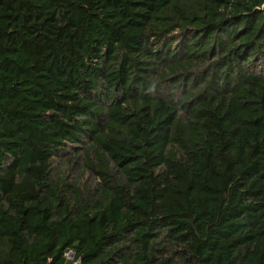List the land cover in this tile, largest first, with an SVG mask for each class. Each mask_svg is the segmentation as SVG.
<instances>
[{
	"label": "trees",
	"instance_id": "16d2710c",
	"mask_svg": "<svg viewBox=\"0 0 264 264\" xmlns=\"http://www.w3.org/2000/svg\"><path fill=\"white\" fill-rule=\"evenodd\" d=\"M0 264H264V0H0Z\"/></svg>",
	"mask_w": 264,
	"mask_h": 264
},
{
	"label": "rangeland",
	"instance_id": "374dc122",
	"mask_svg": "<svg viewBox=\"0 0 264 264\" xmlns=\"http://www.w3.org/2000/svg\"><path fill=\"white\" fill-rule=\"evenodd\" d=\"M68 173V177L70 178V180H75L82 176V171L80 169L78 170L77 168H72Z\"/></svg>",
	"mask_w": 264,
	"mask_h": 264
}]
</instances>
